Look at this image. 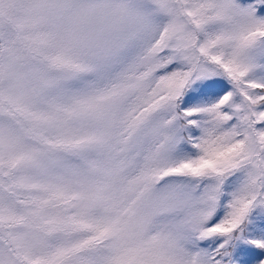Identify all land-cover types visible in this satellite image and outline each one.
Instances as JSON below:
<instances>
[{
  "label": "snow or ice",
  "instance_id": "6c2138e0",
  "mask_svg": "<svg viewBox=\"0 0 264 264\" xmlns=\"http://www.w3.org/2000/svg\"><path fill=\"white\" fill-rule=\"evenodd\" d=\"M0 264H264V0H0Z\"/></svg>",
  "mask_w": 264,
  "mask_h": 264
}]
</instances>
